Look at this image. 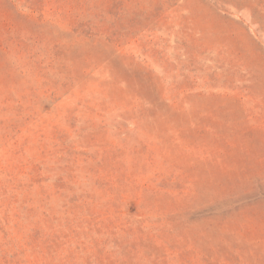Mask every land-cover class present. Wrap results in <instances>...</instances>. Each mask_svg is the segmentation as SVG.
Returning <instances> with one entry per match:
<instances>
[{"label": "rangeland", "instance_id": "rangeland-1", "mask_svg": "<svg viewBox=\"0 0 264 264\" xmlns=\"http://www.w3.org/2000/svg\"><path fill=\"white\" fill-rule=\"evenodd\" d=\"M0 264H264V0H0Z\"/></svg>", "mask_w": 264, "mask_h": 264}]
</instances>
